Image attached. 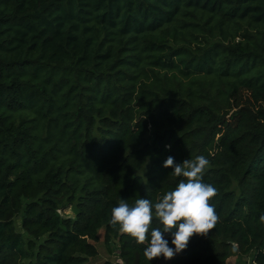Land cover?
<instances>
[{"label": "trees", "instance_id": "16d2710c", "mask_svg": "<svg viewBox=\"0 0 264 264\" xmlns=\"http://www.w3.org/2000/svg\"><path fill=\"white\" fill-rule=\"evenodd\" d=\"M169 156L218 216L171 264H264V0H0V264H149L111 212Z\"/></svg>", "mask_w": 264, "mask_h": 264}, {"label": "clouds", "instance_id": "9594fccd", "mask_svg": "<svg viewBox=\"0 0 264 264\" xmlns=\"http://www.w3.org/2000/svg\"><path fill=\"white\" fill-rule=\"evenodd\" d=\"M208 165L204 156L182 163H175L169 156L163 166L172 167L175 176L186 180L156 202L139 198L130 206L122 200L112 209L113 225H119V230L129 234L137 244L148 241L143 255L149 264L153 258L172 259L187 249L194 235H207L217 223L218 216L209 202L217 190L203 182ZM154 219L158 227H153Z\"/></svg>", "mask_w": 264, "mask_h": 264}, {"label": "rangeland", "instance_id": "374dc122", "mask_svg": "<svg viewBox=\"0 0 264 264\" xmlns=\"http://www.w3.org/2000/svg\"><path fill=\"white\" fill-rule=\"evenodd\" d=\"M16 230L19 231L20 229L16 228ZM96 246L98 249V255L93 258H90L85 264H104L107 261L111 263H115L117 261L116 251L109 252L103 242V231H99V241L96 243ZM176 256L177 255H175L170 260H165L161 257V259L157 262V264H171ZM223 264H235V258L230 257ZM239 264H243V263H239Z\"/></svg>", "mask_w": 264, "mask_h": 264}]
</instances>
